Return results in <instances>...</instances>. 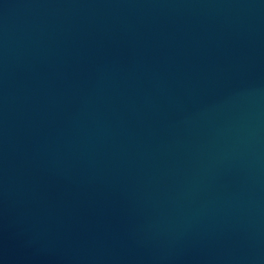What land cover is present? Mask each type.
Returning <instances> with one entry per match:
<instances>
[{
    "label": "water",
    "instance_id": "water-1",
    "mask_svg": "<svg viewBox=\"0 0 264 264\" xmlns=\"http://www.w3.org/2000/svg\"><path fill=\"white\" fill-rule=\"evenodd\" d=\"M0 264H264V0H0Z\"/></svg>",
    "mask_w": 264,
    "mask_h": 264
}]
</instances>
